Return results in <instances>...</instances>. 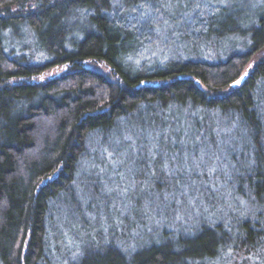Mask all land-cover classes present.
<instances>
[{"label": "trees", "instance_id": "obj_1", "mask_svg": "<svg viewBox=\"0 0 264 264\" xmlns=\"http://www.w3.org/2000/svg\"><path fill=\"white\" fill-rule=\"evenodd\" d=\"M183 6L179 0H0V264H209L234 238L227 218L187 234L169 229L172 218L160 222L171 209L163 193L186 204L198 187L193 177H200L161 168L178 160L205 168L216 155H227L237 191L247 192L257 217L239 222L231 215L237 239L248 250L264 242V12L242 47L223 57H185L180 49L179 58L135 62L146 27L161 30L173 20L156 17ZM230 11L207 15L191 35L204 37L208 22ZM210 31L218 44L219 31ZM98 163L105 180L114 172L120 192L113 195L123 209L132 215L154 203L160 211L109 215L84 228L56 220L74 215L84 166L92 173ZM164 181L196 186L164 190ZM138 182L151 188L146 201L136 193Z\"/></svg>", "mask_w": 264, "mask_h": 264}, {"label": "rangeland", "instance_id": "obj_2", "mask_svg": "<svg viewBox=\"0 0 264 264\" xmlns=\"http://www.w3.org/2000/svg\"><path fill=\"white\" fill-rule=\"evenodd\" d=\"M179 2L184 5L180 10H176L175 7L173 11H167L165 14L160 13L163 16L156 17L157 19L162 18L163 20L165 18L169 20L172 19L173 22L166 21L161 30L146 27L145 35L147 36V40L144 42L141 52L132 57L135 62H144L147 66H150L151 64L161 62L169 57L179 58L181 57L179 55L180 49L185 57L202 55L210 60L217 59L219 56L223 57L225 52H230L233 49L242 47V41L246 37V34H250L251 25L256 20V17L264 12V0H179ZM225 7L233 11L218 16L210 21V23L208 22V27L203 32V35H205L204 37L201 36L195 39V37H193L194 35H191L195 33L194 31L198 29L197 27L199 25L203 24V22L205 23V17L207 15L214 16ZM181 9L183 10L181 11ZM144 18H147L146 14ZM148 22L152 27L154 19ZM210 29H217L219 31L217 36L218 44H214L216 38L211 35ZM185 32H188L191 35L190 38L193 37L194 40L184 39L183 36H187L184 34ZM208 40L212 43H209ZM118 145L119 144L114 145L111 152L108 154L110 162H113L115 151H120ZM216 157V159H211L210 163H208L205 168L194 164L193 161L188 162L190 164H186L178 162L179 160L170 165L171 167L164 166L161 168L165 173L174 172L175 175L176 173L178 175L183 173H195L200 178L197 179L193 177L198 187L195 183H191L190 186L193 189L196 186V194L194 195L195 198L188 200L186 204H183L182 200L177 197L174 198L170 194L167 195L164 194L165 192L163 193L164 198L166 196L170 198L165 202V208L168 207L171 209H164L165 211H162L166 213L165 217H163L160 222L172 218V226L168 225L167 227L175 230L177 233L184 230L183 232L187 234L194 230L195 227L199 228L203 222L209 221V223H219V220L222 218H227V229L229 228L232 234L234 233V238L230 240L227 238V248L220 247L218 253L209 261V264H264V242H259L258 245L256 244L257 246L255 245V248L248 250L245 247L243 248L241 242L237 239L240 233L239 223H231L234 219L231 215L237 213L236 215L240 219L239 222L248 219V216H251L250 218L252 219L257 217L253 205L246 195L247 192L241 195L237 191L239 184L233 176V168H231L227 160V155H223V158L218 155H216ZM109 164L110 163L107 162V165ZM97 165H99L97 167L98 170L92 173L90 169H87L88 166H84L77 189L79 204L75 205L74 215L71 214L70 211L69 213L71 216L67 218L64 212L62 214L63 217L58 216L56 220H59V222H66L69 220L72 226L78 224L80 227L84 228V226L88 227L92 225L95 226L97 223H105L109 215L115 216L116 218H125V216L131 215L128 209L122 208L120 199H116L115 195H113L114 191L118 190L117 182L113 181L112 183L111 179V177L114 176V172H110V179L105 180V175L103 174V171H105L104 165L99 163ZM128 167L140 171V168L137 166L130 165ZM113 170H116L118 173L119 168L116 166ZM205 172L208 173V177L204 176ZM91 175H93V177H91ZM89 176L91 180L93 179V182H89L87 178ZM101 177L102 186L97 190L95 184ZM231 183L234 184L231 185ZM165 184L169 185L170 183L166 181L162 183V188L164 190H166L164 187ZM190 186L189 183H172L167 187H170V190H175L176 188L182 190ZM203 186L206 187L212 196H210V194H208V196L204 194L205 191L202 189ZM134 187L136 193L139 195V199H141L140 202L146 201L145 194L150 195L152 193L151 188L145 182H138L137 185L134 184ZM103 189L105 194L103 193ZM244 190L247 191L246 184L244 185ZM152 196L155 199L159 198V195L155 193H153ZM126 205H128V202H126ZM153 205L154 203H145L142 205V209L139 210V213L134 212L131 216L136 214L154 216V214L158 213L160 210ZM240 210H243L244 213L248 211V213L241 214ZM201 217L205 219V221H203ZM79 218H82V220Z\"/></svg>", "mask_w": 264, "mask_h": 264}, {"label": "snow or ice", "instance_id": "obj_3", "mask_svg": "<svg viewBox=\"0 0 264 264\" xmlns=\"http://www.w3.org/2000/svg\"><path fill=\"white\" fill-rule=\"evenodd\" d=\"M245 75H247V74H245ZM243 79H244V77H241V80H243ZM241 80H237L236 83L239 84L241 82ZM165 167H167V165H165Z\"/></svg>", "mask_w": 264, "mask_h": 264}]
</instances>
